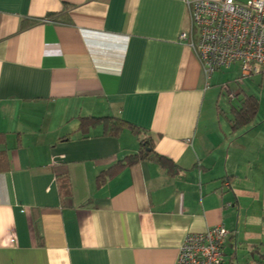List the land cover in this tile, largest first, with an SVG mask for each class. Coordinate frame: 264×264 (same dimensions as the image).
Masks as SVG:
<instances>
[{
	"label": "crops",
	"instance_id": "0c3cea01",
	"mask_svg": "<svg viewBox=\"0 0 264 264\" xmlns=\"http://www.w3.org/2000/svg\"><path fill=\"white\" fill-rule=\"evenodd\" d=\"M188 1L0 0V264H175L187 234L215 226L223 264H263L264 123L232 130L256 95L232 66L206 78L180 39ZM219 71L231 80L214 85ZM88 116L141 128L175 173L141 161L99 188L139 144L80 135Z\"/></svg>",
	"mask_w": 264,
	"mask_h": 264
},
{
	"label": "built area",
	"instance_id": "2783aa9c",
	"mask_svg": "<svg viewBox=\"0 0 264 264\" xmlns=\"http://www.w3.org/2000/svg\"><path fill=\"white\" fill-rule=\"evenodd\" d=\"M187 4L190 27L180 39L187 41L206 78L233 65L243 77L264 71V0H194ZM227 234L223 226L187 234L175 264H223Z\"/></svg>",
	"mask_w": 264,
	"mask_h": 264
},
{
	"label": "trees",
	"instance_id": "16d2710c",
	"mask_svg": "<svg viewBox=\"0 0 264 264\" xmlns=\"http://www.w3.org/2000/svg\"><path fill=\"white\" fill-rule=\"evenodd\" d=\"M259 110V100L253 95H245L238 107H232L231 112L233 118L230 120L232 130H238L248 125L255 118ZM102 127L103 135L117 138L123 130L130 131L137 137L139 150L135 154H130L116 163L108 167L106 170L100 172L96 178L97 186L102 187L105 182L116 176L122 169L131 167L141 161H149L158 164L165 169L168 174L172 175L176 171V166L166 157L159 155L154 150V143L152 138L141 128L122 120L118 117H96L88 116L79 119L78 131L80 135L87 136L90 129ZM0 142H4V137L0 135ZM8 157L6 151L0 152V172L7 171ZM58 188L61 197H69L71 195L70 182L68 178H58Z\"/></svg>",
	"mask_w": 264,
	"mask_h": 264
},
{
	"label": "rangeland",
	"instance_id": "374dc122",
	"mask_svg": "<svg viewBox=\"0 0 264 264\" xmlns=\"http://www.w3.org/2000/svg\"><path fill=\"white\" fill-rule=\"evenodd\" d=\"M234 69L238 70V75L236 78L239 79L240 82H243V83L248 82L250 89H251V93L255 94L256 97L259 99V110H258L259 114H257V117L252 120V123L250 122L251 123L250 128H252L254 126H259V127L263 126L262 124L264 123L263 122V120H264L263 119V117H264V74L263 75H256L255 77H249V78L248 77H241L242 74H241L240 68L237 65H233L231 68L232 73H233ZM224 73H225V71H219V74L216 73L215 77L218 75H220V76L215 78V80L213 78L212 81H218V82H212V83L214 85H217V83L223 84V83H225V81L228 82V80H231V78H229L230 77L229 73L228 74H226V73L224 74ZM216 88H218V86H216ZM224 94L226 95V93H224ZM223 98L226 99L224 96H223ZM222 104H223V107L227 110L226 103H222ZM261 121H262V123H261ZM241 143H247V142L241 141ZM252 143H253L252 140L249 139V141H248L249 153L248 154L250 156H255L256 153H255V149H254Z\"/></svg>",
	"mask_w": 264,
	"mask_h": 264
}]
</instances>
